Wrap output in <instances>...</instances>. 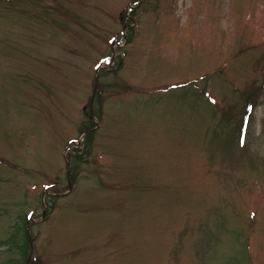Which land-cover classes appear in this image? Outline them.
Here are the masks:
<instances>
[{"label": "rangeland", "instance_id": "374dc122", "mask_svg": "<svg viewBox=\"0 0 264 264\" xmlns=\"http://www.w3.org/2000/svg\"><path fill=\"white\" fill-rule=\"evenodd\" d=\"M25 236L30 264H264V0H0V264Z\"/></svg>", "mask_w": 264, "mask_h": 264}, {"label": "trees", "instance_id": "16d2710c", "mask_svg": "<svg viewBox=\"0 0 264 264\" xmlns=\"http://www.w3.org/2000/svg\"><path fill=\"white\" fill-rule=\"evenodd\" d=\"M22 248L21 251L23 253L24 258V262H8V264H30L31 263V259H30V253H29V248H30V240L28 236H25V239L22 243Z\"/></svg>", "mask_w": 264, "mask_h": 264}]
</instances>
